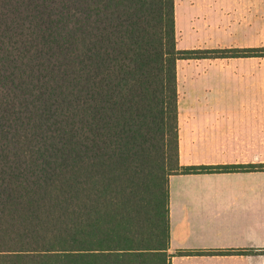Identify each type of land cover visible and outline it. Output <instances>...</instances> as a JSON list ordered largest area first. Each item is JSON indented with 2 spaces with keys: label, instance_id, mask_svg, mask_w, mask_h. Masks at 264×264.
<instances>
[{
  "label": "trees",
  "instance_id": "16d2710c",
  "mask_svg": "<svg viewBox=\"0 0 264 264\" xmlns=\"http://www.w3.org/2000/svg\"><path fill=\"white\" fill-rule=\"evenodd\" d=\"M174 0H0V264H171L180 166ZM210 255L246 251L197 252Z\"/></svg>",
  "mask_w": 264,
  "mask_h": 264
},
{
  "label": "crops",
  "instance_id": "0c3cea01",
  "mask_svg": "<svg viewBox=\"0 0 264 264\" xmlns=\"http://www.w3.org/2000/svg\"><path fill=\"white\" fill-rule=\"evenodd\" d=\"M202 60L206 59L196 60L197 64ZM185 73L182 69L177 74L178 92L180 90L182 96L185 95ZM251 105L237 110L232 109V105L222 110L216 108L213 120L205 119L209 112L203 111L198 127L192 125L195 121L192 108H179V165L264 164V148L258 146L264 144V106ZM251 113L257 116L255 123L239 118ZM238 118L240 120H236ZM211 133L219 135L214 160L194 161L192 146L196 142L204 143ZM169 228L170 252L192 253L173 257L172 264H264L260 262L261 252H264V171L170 176ZM228 250H252L253 253L197 254Z\"/></svg>",
  "mask_w": 264,
  "mask_h": 264
},
{
  "label": "rangeland",
  "instance_id": "374dc122",
  "mask_svg": "<svg viewBox=\"0 0 264 264\" xmlns=\"http://www.w3.org/2000/svg\"><path fill=\"white\" fill-rule=\"evenodd\" d=\"M174 16L178 50L264 49V0H174ZM182 69L186 72L185 95L178 92L177 82L178 110L192 108V125L200 126L203 111L209 112L205 119L213 120L216 108L232 105L237 110L252 103L264 106V57L206 59L200 64L178 60L176 77ZM239 116L247 123L257 119L252 113ZM218 137L211 133L204 143L196 142L193 160H214ZM258 146L263 150L264 144ZM261 254L264 263V252Z\"/></svg>",
  "mask_w": 264,
  "mask_h": 264
}]
</instances>
